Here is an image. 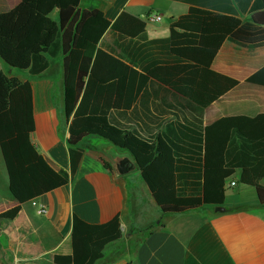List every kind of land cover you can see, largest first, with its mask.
<instances>
[{"label": "trees", "instance_id": "obj_1", "mask_svg": "<svg viewBox=\"0 0 264 264\" xmlns=\"http://www.w3.org/2000/svg\"><path fill=\"white\" fill-rule=\"evenodd\" d=\"M80 3L21 0L0 13V152L10 193L18 202L0 214V227L14 220L23 204L70 182L83 156L79 145L88 136L136 159L163 214L224 205V189L203 188L205 169H239V183L254 188L264 205V114L226 117L211 125L203 120L204 109L239 84L212 69L223 44L264 47L261 0L250 10L252 22L190 8L172 20L168 38L155 40L147 37L145 19L123 11L111 23L100 9L81 11ZM106 34L110 43L103 41ZM60 54L66 115L73 116L70 172L53 169L32 141L36 123L31 83L2 68L4 61L14 70L38 76L48 69L49 57ZM247 82L264 87V67ZM154 86L175 94L172 105L163 97L164 105L150 112L138 99L144 100L141 92ZM149 117L156 123L144 124ZM171 118L175 120L168 123ZM121 238L118 216L104 224L74 216L72 253L55 255L54 264H95L105 248Z\"/></svg>", "mask_w": 264, "mask_h": 264}, {"label": "crops", "instance_id": "obj_2", "mask_svg": "<svg viewBox=\"0 0 264 264\" xmlns=\"http://www.w3.org/2000/svg\"><path fill=\"white\" fill-rule=\"evenodd\" d=\"M21 0H0V13L14 9ZM255 0H81L80 10L100 9L114 23L125 11L146 20L149 40L170 36V23L199 8L252 22ZM264 5V0H261ZM154 15L161 21L153 20ZM57 17L56 12L52 15ZM110 43V35L104 40ZM49 67L38 76L20 78L3 64L9 76L29 81L33 89L36 130L32 141L49 165L71 171L68 144L69 119L65 109L63 56L49 57ZM264 67V47L242 48L225 42L212 62V69L239 81L204 109L205 125L226 117H256L264 114V87L247 79ZM173 90L154 86L141 92L139 104L147 111L172 105ZM124 104H121V109ZM169 119V122L174 121ZM122 124L124 120L120 121ZM152 117L144 124L153 125ZM128 125H132L129 123ZM136 126V125H134ZM166 126V124H163ZM137 128V127H136ZM83 152L70 182L37 199L46 207L38 213L32 201L22 205L18 216L0 227V264H54L55 255L72 253L73 217L90 224H104L119 217L122 238L109 244L95 264H264V205L256 190L239 183V169H205V190L224 189L225 211L205 206L181 214H163L156 205L138 168L119 174L113 158L131 156L97 136H88L79 145ZM0 176L7 192L0 193V214L18 202L11 195L2 154ZM105 163L110 168L105 167ZM235 182V185H232ZM264 186V179L262 180Z\"/></svg>", "mask_w": 264, "mask_h": 264}, {"label": "water", "instance_id": "obj_3", "mask_svg": "<svg viewBox=\"0 0 264 264\" xmlns=\"http://www.w3.org/2000/svg\"><path fill=\"white\" fill-rule=\"evenodd\" d=\"M2 63L4 65H6V63L4 61H2ZM8 68H11L10 66L6 65ZM13 69V68H11ZM113 161L115 163L116 169L118 171L119 174H128L131 171H134L136 168L139 169L138 163L136 161V159L132 156H117L115 158H113ZM216 210L219 212H224L225 209L223 207H216Z\"/></svg>", "mask_w": 264, "mask_h": 264}, {"label": "built area", "instance_id": "obj_4", "mask_svg": "<svg viewBox=\"0 0 264 264\" xmlns=\"http://www.w3.org/2000/svg\"><path fill=\"white\" fill-rule=\"evenodd\" d=\"M153 20L156 21V22H159V21H161V16L154 15L153 16ZM232 185H235V182H232ZM32 204L34 206H38V213L39 214H45L46 213V207L44 205L38 204L36 200H33L32 201Z\"/></svg>", "mask_w": 264, "mask_h": 264}, {"label": "rangeland", "instance_id": "obj_5", "mask_svg": "<svg viewBox=\"0 0 264 264\" xmlns=\"http://www.w3.org/2000/svg\"><path fill=\"white\" fill-rule=\"evenodd\" d=\"M16 74L20 77V78H24L25 76H27L26 75V73H22V72H16ZM0 154H1V152H0ZM0 158H1V156H0ZM7 192V190H6V186H5V184H4V180L2 179V177L0 176V193H2V194H4V193H6Z\"/></svg>", "mask_w": 264, "mask_h": 264}]
</instances>
